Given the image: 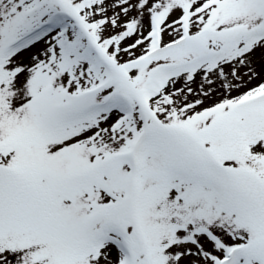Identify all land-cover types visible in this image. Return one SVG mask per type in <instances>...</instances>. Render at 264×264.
Masks as SVG:
<instances>
[{"label":"snow or ice","instance_id":"1","mask_svg":"<svg viewBox=\"0 0 264 264\" xmlns=\"http://www.w3.org/2000/svg\"><path fill=\"white\" fill-rule=\"evenodd\" d=\"M0 264H264V0H0Z\"/></svg>","mask_w":264,"mask_h":264}]
</instances>
